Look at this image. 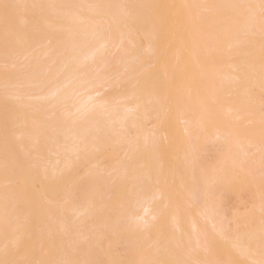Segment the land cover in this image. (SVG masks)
I'll return each mask as SVG.
<instances>
[{
	"label": "rangeland",
	"instance_id": "1",
	"mask_svg": "<svg viewBox=\"0 0 264 264\" xmlns=\"http://www.w3.org/2000/svg\"><path fill=\"white\" fill-rule=\"evenodd\" d=\"M37 1L41 3L42 1L43 3L45 2L44 0H0V264H62L66 259H71L73 255L75 257V263L73 264H264V1L260 0L256 4V0L254 2L252 0H231L232 4L238 5L237 7L242 6L245 8L248 6V8L246 7L247 9L243 8V14L244 11H250V13H245L247 18L250 17L249 19L245 15L246 20L243 19V22L242 18L244 15L241 17L242 22L240 21L238 24L240 26L239 33L237 32L238 38L237 34L235 35L236 32L234 33L238 41L236 38H232L233 43L231 41H224V38H222L224 43L221 42L222 40L215 41V43L213 39H221V37L218 38L217 36L219 33H221L222 37L225 36V33L219 32L218 29L217 32L214 29L217 34L214 33L212 28H210L211 31L209 30V33L205 32H208V28L215 23L213 21L209 22L208 19L214 13L216 14V6L221 4V1L217 3V0H197V2L193 1L194 4L191 2L192 0H144L146 3L144 5H142L143 0H140L142 4L139 1L137 2V0L134 1L138 4L132 0L133 4L131 3L130 7L132 5L131 10L133 8L134 11L132 12L130 9L126 10L127 15H122V18L118 17V19H121V21L119 19L120 24L118 21H114L116 24H113L114 26L110 24V22L114 23L113 19L110 18L111 21H108V18L106 19L105 17L107 15L108 17L111 16L108 12L106 15L104 13L99 14V18L96 14H92V17L90 15H85L84 17V13L81 14L82 17L79 14L82 11L79 7L77 8H79L80 12L74 7V11L76 8L75 14L73 8L66 6L60 8L64 12L67 10L65 13H61L62 11L58 8L56 9L59 11L48 9L46 12H48L49 17L52 16L51 18L56 16L65 18L69 13L72 14L69 16H77L75 23L78 25L77 29L79 28V31L84 30L85 27L93 29L94 26V29L99 28L95 30L97 34L103 33H101L103 37H99L101 35L99 34L97 38L84 39L86 41L77 46L82 49V51L79 49L76 55L78 57L74 56L75 54H72L73 56L70 55L71 53L66 48L64 49L67 51L63 48L61 49V47L54 50L56 53L51 51L52 39L49 37V34L53 31L47 24L46 26L49 28H45V25L44 27L41 26L43 24H41L40 20L42 18L39 13L42 7L40 8L41 4ZM100 1L98 2L100 3ZM105 1L107 2V0ZM159 1L170 2V5L167 3V6L163 4L166 7L162 5L167 10L164 8L161 10V5H159L160 10L156 8L158 7V3L161 4ZM101 2L102 5L98 4L100 7L106 6L104 0ZM147 2L150 3L147 4ZM206 2H209L212 7L209 8L210 5L209 3L207 5ZM213 2H216V4ZM151 3H154L153 5L156 6L150 5ZM145 5L149 8L148 10L145 8ZM105 6L103 7L104 9L102 8V12L107 11ZM136 6H145V10L141 8L140 11H145L144 15L147 18L150 17V22L140 25L142 26L140 29L138 27L133 29L134 27L131 26L132 28L129 29L133 30L130 33L129 30H126L133 23V20L135 22V18L132 15L140 9V7L136 8ZM186 6L191 8L187 9ZM211 8L215 11H212ZM251 8H255L253 9L255 11ZM36 9L40 10L39 13L37 12L38 10L36 12L33 11ZM152 9L154 11H151ZM173 9L176 11L177 16L179 13L180 15L182 14L178 16L179 21L177 22V25L181 28L176 26L179 30L185 29L184 33H181L178 28L175 30L183 34V38L180 34L176 38L175 34H178V32L175 33L174 30L173 34H171L172 27L169 26V20H166L171 17V19L176 18L175 20H178ZM164 10H166L165 14L163 13ZM210 10L214 13L209 16L207 23L205 19L208 14H211L209 13ZM42 12H45V10L43 9ZM156 13L161 15L156 16ZM32 15L35 16L32 17ZM115 17L117 18V16ZM183 17L187 19L185 20ZM33 18L36 19L33 20ZM201 18H205L202 20L206 23L201 22ZM154 19L155 21H153ZM83 20H86L87 23ZM130 21L131 23H129ZM95 22H98L101 28ZM166 22L169 24L167 25ZM182 22L184 23L183 25ZM241 23L242 25L245 24L242 26L240 25ZM208 24L211 25L209 26ZM35 25H38L41 29L44 28L43 30L45 31H42L44 33L41 36L37 35L35 28L38 26L35 27ZM85 25H90V27ZM96 25L97 27H95ZM167 27L170 29V35L166 32ZM194 32L198 33L195 34ZM199 32L201 36L203 35L204 41L200 39L201 37L197 38L198 35L200 36ZM112 33L113 35L115 34L114 38L111 37ZM211 33L212 36H210ZM125 34L127 35L124 36ZM35 35L37 38H35ZM167 35L168 38L166 37ZM206 35L209 36L207 37ZM153 36L155 37L154 39H152ZM209 38L210 40H208ZM16 39L18 40L16 41ZM94 39L95 41H92ZM170 40L174 41L171 42ZM165 41L168 44H164ZM180 42L184 44L181 45ZM169 45H171V48ZM47 49L50 52L48 50V53H46ZM158 49L160 51L156 53ZM81 52L82 58L79 55ZM37 53H41V55H43L42 53H50L52 56L50 54L49 56L43 55L44 57L41 59L40 57L42 56L39 54L40 56L36 58L38 60L34 62ZM155 57H157L155 60L157 62L154 61ZM73 61H77L75 62V67L71 66L70 68L71 62L72 65L74 64ZM238 61L239 63H243L238 64ZM67 62L70 65L66 64ZM102 63L104 66H101ZM65 64L69 66L67 67ZM213 64H215V67L217 65L216 68L218 69L214 68ZM237 64L240 66H237ZM211 65L212 67L209 68ZM216 71H221L222 75ZM236 71L239 76L236 74ZM259 71H263L261 72L263 74L260 73L261 75H259L257 73ZM101 72L108 76L105 77ZM178 72L183 76L184 81L178 77ZM210 72H212L211 75H209ZM165 73L168 75V78L170 75H173L170 77V80H163L167 77ZM239 73L245 75L244 78L246 82L248 81L247 84L243 79L244 75L242 76L243 82L242 79L240 80L241 75ZM99 74L103 75L106 81L102 77V82H99L97 79ZM175 75H177V78H180L181 82L179 79L176 81ZM223 75L225 76L222 79ZM254 75L261 80L259 79L258 81V78H254ZM86 78L91 81L89 82ZM125 79H127V82ZM139 79L140 82L138 81ZM149 79L151 82H145ZM157 79L159 80L157 81ZM141 80H144L145 85ZM168 80L174 84L172 85V89H170L171 86L169 88L167 86L168 83H165L166 87L169 88L165 90L162 85H164V82H168ZM79 81H82V83ZM132 81L135 82L136 88H134L135 86L134 83L132 84ZM136 82H139L137 84L139 88L142 86L140 89H143V94L138 93L140 89H137ZM148 82L149 86L152 84L153 86L151 90L148 87V92L149 90L150 92L146 95V83ZM177 82L178 84L179 82L182 84L178 86ZM150 83L152 84L150 85ZM244 83L247 85V88L243 86ZM82 84H89L90 86L84 89V92H82L83 90L77 92V89L83 86ZM125 85L126 87L128 85L129 88L127 87V89H129V93H132V96L128 93ZM181 85L184 87V90L181 88ZM177 86L178 90L176 92L175 88ZM154 87L156 89L152 90ZM130 88L134 89V94ZM135 89H137V96L135 95ZM168 90L171 92L173 90L174 93ZM244 90L246 93L243 92ZM69 91H71L70 94L65 96ZM164 91H167L168 95L170 93L173 94L176 98H171V94L169 96L166 94L165 96L167 97H165ZM179 91L183 92L182 95H178ZM138 95L142 99L145 96V100L140 99ZM69 96H72V98H69ZM133 96L136 98H133ZM163 96L166 98V101H163ZM102 98H104L106 104ZM138 98L139 105L145 103L142 106L143 108L140 107V109L146 108L147 110L144 111L148 113L153 106V111L150 110V112H155V114L149 116L143 111L142 113L145 114L143 118L141 116L142 113L139 114L140 110L136 111V108L139 109L138 102H136ZM92 99L94 100L93 102ZM171 99L174 100L175 105L178 107L173 105V103L170 104L172 102ZM90 101L93 104H91L92 106H88V103H86L87 107L85 102ZM179 101H181V104H179ZM152 102L154 104L157 102V104L154 105ZM150 103H152L151 107L148 106ZM82 104L84 107L80 106ZM180 105L183 106L180 108L181 110L178 109ZM233 105L234 107L231 108ZM162 106H165L167 110L170 106L169 111L172 114L175 108L176 113L177 110L178 112L180 110L181 113L184 111L185 113L182 115L186 118L181 116L180 112L177 114L181 116V119L177 114H175L176 116L171 115ZM241 113L242 116L240 115ZM14 114H16L15 118L18 117V120H14L15 118L12 120ZM110 114L111 117L109 116ZM136 115L138 117L140 115L139 118H143L142 120L144 121L138 119ZM130 116H136V118L132 117V119L134 118L132 120ZM127 117L131 120H128ZM176 117H178L177 120H180H175ZM111 118H113V126H110ZM173 118L176 122L172 120ZM136 119L137 122L135 121ZM162 119L163 121H161ZM118 120L125 121L124 123L122 121V124L125 126L122 124L118 126ZM126 120L133 122L127 121L130 123L128 124ZM113 121L115 122L113 123ZM38 122L40 124H48L50 122L64 123V126L77 127L83 132L86 130L85 133L87 135L85 137L95 132L96 136L101 138L102 144L99 147L92 146L90 153L87 152V155L81 160L79 155H76L77 151L73 153V159L76 160V164L69 169L66 176H64L65 178L61 180L62 182H59L55 179L56 177L53 176L49 168H55L56 164L54 163H58L56 167L58 170L64 167L62 163L58 162H62L61 158L58 160L59 156L56 155L61 153L59 152L61 149H59L60 144L58 146L51 145V148L55 149L58 147V149H51L54 153L50 150L51 153L49 154L50 151H48L46 156L44 154L40 157L38 156L39 154L35 155L34 153L36 140L33 141V139L39 138L37 142H41L40 138L42 137V135L36 137L34 134L36 135V130H40L39 127L44 128L42 127L43 124L37 125ZM163 122L166 127L161 130L160 125ZM126 123L129 126L125 129ZM31 124L33 125L29 126ZM135 125L136 128L132 127ZM114 126L116 132L113 133ZM138 126L144 127V130L148 133L146 131L140 133L143 128L140 127V129ZM121 127H124L123 131ZM119 128L122 132L118 133ZM217 128L218 131H215ZM22 129L24 132L28 129L29 131L33 129L34 131L32 130V132L34 133L27 131L31 134L26 135V132H21L23 131ZM92 129L95 130L92 131ZM203 130H205L204 136H202ZM206 130L209 132L205 134ZM228 131L234 136L232 137L235 141L232 137L229 138L230 133H226ZM56 132H52L51 138L55 137L53 134L58 135V132ZM234 132H236V137L235 134H232ZM21 134H25L24 136H29L32 139L28 137V143L25 142V139L22 141ZM116 134H119V137H116ZM240 135L245 138V141ZM24 136L22 137L25 138ZM146 136L149 137L147 138ZM246 137L248 138L246 139ZM43 138L46 139L48 137L43 136L41 140ZM228 138L231 139V143L234 145L228 144L230 142ZM115 139L118 141L115 142ZM248 139L250 141L258 139L256 141L258 144L255 140L253 141L256 144L253 141L250 142ZM110 140L112 141L111 143ZM238 140H243L244 143ZM138 142L141 149L137 146ZM179 144H182V146ZM62 145L61 147H63ZM185 145H189L191 149L194 148L192 152L190 151V147H186ZM176 147L180 149H176ZM137 149L139 150L138 152L142 150L139 153L140 156L139 154L137 155L138 157H136V154L128 156V152L131 154V151L134 150L136 152ZM187 149H190L189 152ZM146 155L150 157L149 161L145 157ZM229 157V160L238 165L236 166V169L239 170L237 171L239 173L237 178H234L236 176L232 177V171L236 175V169L233 170L235 166L231 167L233 162L231 161L230 163ZM232 157L239 161L233 160ZM41 158L46 160L43 161L42 159L41 161ZM139 158L140 160H138ZM228 162L230 166L227 164ZM221 163H223V167H221ZM239 163H242L244 166L239 165ZM148 165H150V168L151 166L153 168H149L147 171ZM219 165L221 166L219 167ZM227 165L230 167V169H227L231 173L229 175L225 174L227 172L225 169ZM7 167L11 170L9 171ZM217 167L220 169L225 167V172L215 170ZM56 168L55 170H57ZM48 170L52 174H49ZM214 171L217 172L215 173ZM135 173L138 174L136 175ZM149 173L154 177H146V174L149 175ZM140 174L142 176L145 175L144 178ZM211 174H215L216 179L218 177L219 180L215 181V178H213L215 176H211ZM48 178L50 179L48 180ZM144 179H147V183H145L146 180L144 181ZM177 179L178 181L180 180L178 183L182 182L181 179L184 182L189 181L188 183L186 182L189 184V187L188 185L186 187L185 183V187L182 184L179 185ZM152 180L156 181L153 182ZM155 182L158 183L156 185L150 184H155ZM129 184H133V187H130ZM186 188L191 192H189V195L182 192V190L187 192ZM163 190L165 193L162 192ZM183 195H185V198ZM90 198L100 199V202L103 201L102 208L100 207L96 212L93 211V213H87V211H83V213L82 210L87 205L89 206ZM186 199L189 201L186 202ZM4 206L6 208H3ZM155 206H158L156 212ZM128 207L133 208V210L130 209L128 212ZM159 208L162 212L159 211ZM100 210H102V213H100ZM157 211L161 214L157 213ZM151 213L153 216L150 215ZM107 216L108 218L110 217L109 220L111 222L108 220L106 222L108 226L103 227L105 224L102 226L99 223L104 222L102 220L105 217V221H107ZM113 219L116 220L117 224H115L116 222ZM112 226H115V228H112ZM95 227L102 229V232L101 230L97 231ZM78 237L80 238L78 246L75 249L68 247L70 242L78 239ZM101 238L104 241H100ZM57 241L59 244L56 243ZM106 241L107 243H104ZM190 250L191 253H187Z\"/></svg>",
	"mask_w": 264,
	"mask_h": 264
},
{
	"label": "bare ground",
	"instance_id": "2",
	"mask_svg": "<svg viewBox=\"0 0 264 264\" xmlns=\"http://www.w3.org/2000/svg\"><path fill=\"white\" fill-rule=\"evenodd\" d=\"M35 1H36V0H35ZM44 1H45V2H44L45 4L43 3V1H42V3H41L40 1H37V2H38V3L40 2V4H41V5H40V8L42 7L41 9H42V10L44 9L45 12H46L48 9H49V10H50V9H53V10L55 9L56 11H59L58 9H60V8H62V7H65V6H66V7H69V8H73V11H74V7H76V8L79 7V8H81V10L83 11V12L81 11V13H79V14L81 15L82 13H84V14H83L84 17H85V15H86V16H87V15H88V16L90 15V17H92V16H91L92 14H93V15L96 14V15L99 16V18H100L101 13H104L105 15L109 13V15H111L110 17H108V15H107V16L103 15V16H105L106 19L108 18V19H107L108 21H109L110 18H111V19H113V22H114V21H118L119 24H120L121 19L119 18V19H120V21H119L118 17H121V16L124 15V14L127 15L126 10L128 11V10L130 9V11H132V12L134 11L133 8H132V10H131L132 5H131V7H130V4H131V3L133 4L132 0H107L108 3L104 0V3L106 2V3H105L106 6L103 5V6H101V7H100L98 4L102 5V2H101L102 0L100 1V3L98 2L99 0H44ZM133 1H134V0H133ZM138 1H139V3H140V0H137V2H138ZM143 1H144V0H143ZM145 1H147V0H145ZM145 1L143 2V4H142V3H140V4L144 5ZM148 1H149V0H148ZM170 1H171V0H170ZM193 1H194V2H197V0H192L191 2H193ZM210 1H212V0H210ZM215 1H216V0H215ZM218 1H221V4H220L219 6L214 5V6L217 7V8H216V11L214 10V9H215L214 7H213L214 9L211 8V10H212V11L214 10V11L216 12V14H215L214 12H211V10H210L209 13H211V14H208V16L206 15V16H207V18L205 17L206 19H205V18H201L200 20H201V22H202L204 19L207 20V19L209 18V16L212 15V14L214 13L213 16L210 17L208 20H209V22H212V21H213V22H215V23L212 24L213 27L210 26L211 24H210V25L208 24L210 27L208 28V32H207V31H205V32H206V33H209L210 28H212L213 31H214V33L217 34L216 32L219 30V32H220V31H221V32H224V33H225V36L222 37V36L220 35L221 33H219L220 36H219V35H217V36H218V38L221 37V39H220V38H219V39H215V40L213 39L214 42H215V41H218V40L220 41V40H222V38H224V39H223L224 41H229V42L231 41V42H232V40H231L232 38L235 39L236 36H237V38H238L239 35L237 34V32L239 33V28H240V26H239L238 24L240 23V21L242 22L243 19L246 20L247 15H246L245 13L248 12V11H246V12L244 11V14H243V8H244V7H242V6H241V7H240V6L237 7L238 5H234L235 3L232 4L231 0H217L216 2L218 3ZM258 1H260V0H256V4H258ZM261 1H262V0H261ZM263 1H264V0H263ZM134 2L137 3L136 1H134ZM159 2H161V4L158 3V5H157L158 7H156V8H158V10H160V9L163 10V8L166 7L168 4L170 5V2H169V1H167V2H166V1H165V2H164V1H159ZM162 2H164V3H162ZM194 2H193V4H194ZM216 2H213V3L216 4ZM252 2H254V0H252ZM149 3H150V2H149ZM149 3L147 2V4H149ZM167 3H168V4H167ZM171 3H172V2H171ZM207 3H209V2H206V4H207ZM213 3H212V4H213ZM224 3H225V4H224ZM259 3H260V2H259ZM137 4H138V3H137ZM140 4H139V5H140ZM145 4H146V3H145ZM153 4H154V3H151L150 5H153ZM163 4L166 5V6H164ZM189 4L191 5L190 2H189ZM189 4H188V5H189ZM193 4H192V5H193ZM206 4H205V7H206ZM247 4H248V3H247ZM254 4H255V3H254ZM159 5H161V6L163 5L164 7L162 6V8H160ZM197 5H199V4H197ZM197 5H195V6L197 7ZM207 5H208V4H207ZM209 5H210V3H209ZM259 5H261V4H259ZM37 6L39 7L38 4H37ZM37 6H36V7H37ZM104 6L107 8V11H103V12H102V10L104 9V8H103ZM145 6H146V5H145ZM145 6H143V7H140V6H139L140 9L137 10L138 12H137V13H134V14L132 15V16H134L133 18H135V22H134V20L132 21L133 23H131V21H130L129 23H131V25H129L130 27H128V29L126 28V29H127L126 31L129 30V32H130V31L132 32V30L135 29V28H137V27H138V29H140V28L142 27V26H140V25H143L145 22H150V20H149L150 17L147 18V17L144 15V12H145V11H140L141 8H144ZM153 6H154V5H153ZM155 6H156V5H155ZM155 6H154V7H155ZM244 6H245V5H244ZM253 6L255 7V5H253ZM99 7H100V8H99ZM139 7L136 6V8H139ZM154 7H153V8H154ZM192 7H193V6H192ZM210 7H212V5H210L209 8H210ZM246 7L248 8V6H246ZM246 7H245L244 9H247ZM256 7H257V6H256ZM56 8H58V9H56ZM76 8H75V11H76ZM79 8H77L78 12H80V11H79ZM102 8H103V9H102ZM145 8H147V6H146ZM145 8H144V10H145ZM156 8H155V10H156ZM159 8H160V9H159ZM186 8H187V9H190L191 7L189 8V7L186 6ZM193 8H194V7H193ZM241 8H242V10H240ZM249 8H250V7H249ZM63 9H64V8H63ZM100 9H101V10H100ZM148 9H149V8H147V10H148ZM164 9H166V8H164ZM187 9H186V10H187ZM251 9L253 10V9H255V8H251ZM251 9H250V10H251ZM37 10H38V11H37ZM42 10L40 11L39 9H36V10H33V11H34V12L37 11L38 13H39V11H40L39 15H40V17L42 18V20H40V19H39V20L41 21V24H43V25H41V26L44 27V25L46 26V24H47V25L51 28V30L53 31L51 34H49V37L52 39V40H51V41H52V43H51L52 45L50 46L52 52H54V50H57V49H59V48L61 47V49H62V48H63V49L66 48V49L68 50V52L71 53L70 55H72V54L74 55V54H75L74 56H76L77 53L79 52V49H80V47H77V46H78L80 43H81V44L84 43V42L86 41V40H84V39H86V38H92V37H93V38H94V37L97 38V37H98L97 35H99V34L102 33V32L100 31L101 33L98 32L99 34H97V31H95V30H97V29H99V28H97V29L95 28V29H94V26H93V29H92V28H86V27H85L84 30L79 31V28L77 29L78 25H76V23H75V21H77V19H76L77 16H76V17H75V16H73V17H72V16H69L71 13H69V15L66 16V17H65V15H63L65 18L57 17V16H56L57 18H56V17L51 18L52 16L49 17L48 14H47L48 12L45 13V12H42ZM60 10H61V9H60ZM142 10H143V9H142ZM166 10H167V9H166ZM166 10H164V12H163L164 14H165ZM61 11H62V10H61ZM71 11H72V10H71ZM73 11H72V12H73ZM75 11H74V14H75ZM151 11H154V9H152ZM173 11H175V10L173 9ZM253 11H255V10H253ZM63 12H64V10H63L61 13H63ZM65 12H67V10H65ZM65 12H64V13H65ZM68 12H69V11H68ZM86 12H87V13H86ZM107 12H108V13H107ZM124 12H125V13H124ZM132 12H130V13L132 14ZM135 12H136V11H135ZM148 12H149V11H148ZM168 12H169V11H168ZM38 13H36V14H38ZM44 13H45V15H44ZM85 13H86V14H85ZM88 13H90V14H88ZM113 13H115V14H113ZM128 13H129V12H128ZM153 13H154V12H153ZM173 13H174V12H173ZM186 13H187V12H186ZM248 13H250V11H249ZM248 13H247V14H248ZM254 13H255V12H254ZM254 13H252V14L254 15ZM31 14H33V13H31ZM31 14H30V15H31ZM74 14H73V15H74ZM76 14H77V13H76ZM99 14H100V15H99ZM156 14H157V13H156ZM158 14H159V12H158ZM158 14H157L156 16H160V15H161V14H160V15H158ZM171 14H172V10H171ZM174 14L176 15V11H175ZM177 14H178V13H177ZM39 15H38V16H39ZM58 15H60V14H58ZM66 15H67V13H66ZM71 15H72V14H71ZM77 15H78V14H77ZM80 15H79V16H80ZM113 15H114V16H113ZM126 15H125V16H126ZM162 15H163V14H162ZM175 15H174V16H175ZM181 15H182V14H181ZM181 15H180V13H179L178 16H181ZM190 15H191V14H190ZM243 15H244V17H243L242 20H241V17H242ZM245 15H246V18H245ZM248 15H250V14H248ZM26 16H27V14H26ZM28 16H29V15H28ZM34 16H35V15H34ZM34 16L32 15V17H34ZM38 16H36V17H38ZM81 16H82V15H81ZM103 16H102V17H103ZM115 16H117V18H116ZM130 16H131V15H130ZM147 16H149V15H147ZM151 16H152V15H151ZM165 16H166V15H165ZM176 16H177V15H176ZM176 16H175V17H176ZM178 16H177V18H178ZM251 16H252V15H251ZM23 17H25V16H23ZM40 17H38V18H40ZM82 17H83V16H82ZM82 17H81V18H82ZM90 17H89V18H90ZM102 17H101V18H102ZM161 17H162V16H161ZM167 17H169V16H167ZM185 17H186V16H185ZM185 17H183V18L185 19ZM189 17L191 18V16H189ZM203 17H204V15H203ZM252 17H253V16H252ZM87 18H88V17H87ZM87 18H85V19H87ZM93 18H95V17H93ZM121 18H122V17H121ZM128 18H129V17H128ZM131 18H132V17H131ZM158 18H159V17H158ZM163 18H164V16H163ZM169 18H170V17H169ZM171 18H172V17H171ZM171 18H170V19H166V20H169V22H170V25H169V26H170V27L174 28V26H175L174 29L171 28V31H172L171 34H173V30H174L175 33H177L178 31L176 32V30H177L176 28L179 27V26L177 25V22L179 21V18H178V20H175L176 18H175V19H171ZM180 18H182V17H180ZM249 18H250V17H249ZM249 18H247V19H249ZM27 19H28V17H27ZM27 19H26V21H27ZM34 19H36V18H33V20H34ZM79 19H80V18H79ZM95 19H96V18H95ZM95 19H94V20H95ZM184 19H183V20H184ZM186 19H187V18H186ZM186 19H185V20H186ZM202 19H203V20H202ZM255 19H256V17H255ZM28 20H29V19H28ZM146 20H147V21H146ZM185 20H184V22H185ZM188 20H189V19H188ZM208 20L206 21L207 23H208ZM30 21H31V20H30ZM81 21H82V20H81ZM83 21H84V20H83ZM88 21H89V20H88ZM110 21H111V20H110ZM123 21H125V20H123ZM151 21H152V20H151ZM153 21H155V19H154ZM162 21H163V20H162ZM27 22H28V21H27ZM33 22H34V21H33ZM33 22H32V23H33ZM35 22H36V21H35ZM84 22L87 23L86 20H85ZM93 22H94V21H93ZM125 22H126V21H125ZM125 22H123V23H125ZM157 22H158V20H157ZM180 22H181V19H180ZM206 22L203 21V23H206ZM243 22H244V20H243ZM39 23H40V22H39ZM79 23L81 24L82 22H79ZM95 23H97L98 26L100 27V25H99L98 22H95ZM129 23H128V24H129ZM153 23L156 24L155 22H153ZM161 23H163V22H161ZM166 23H167V25L169 24L168 22H166ZM166 23H165V24H166ZM186 23H187V22H186ZM245 23H246V22H245ZM245 23H244V24H245ZM82 24H83V23H82ZM88 24H91V23H88ZM110 24H111V25H113V24L116 25L115 22H114V23L110 22ZM125 24H127V23H125ZM172 24H173V26H171ZM174 24H175V25H174ZM180 24H181V23H180ZM183 24H184V23L182 22V25H183ZM244 24H243V25H244ZM38 25H39V24H38ZM38 25H35V27H37ZM114 25H113V26H114ZM150 25H151V24H150ZM176 25H177L178 27H177ZM206 25H207V24H206ZM240 25H242V23H241ZM243 25H242V26H243ZM48 26H46L45 28H47ZM85 26H87V27L89 26V27H90V25H85ZM117 26H118V24H117ZM131 26L134 27L132 30L129 29V28H132ZM144 26L146 27V25H144ZM144 26H143V28H145ZM169 26H168V27H169ZM49 27H48V28H49ZM91 27H92V26H91ZM95 27H97V25H96ZM165 27H166V26H165ZM168 27H167V28H168ZM33 28H34V27H33ZM81 28H82V27H81ZM81 28H80V29H81ZM100 28H101V27H100ZM154 28H155V27H154ZM179 28H181V27H179ZM179 28H178V30H179ZM241 28H243V27H241ZM35 29H36V33H37L38 36H39V35L41 36V34L44 33V32H42V31H45V30H43L44 28L41 29L39 26H38L37 28H35ZM35 29H34V30H35ZM82 29H83V28H82ZM175 29H176V30H175ZM214 29L216 30V32H215ZM217 29H218V30H217ZM16 30H17V29H16ZM163 30H164V29H163ZM165 30H166V28H165ZM184 30H185V29H184ZM184 30L180 29L179 31H181V33H184V32H183ZM13 31H14V29H13ZM153 31H155V30H153ZM169 31H170V29L168 28L166 32H168V34H169ZM210 31H211V30H210ZM131 32H130V33H131ZM235 32H236V33H235ZM12 33H13V32H12ZM33 33H35V32L33 31ZM155 33H156V32H155ZM181 33L178 32V34H175V35H176V38H178L177 36H179V34H180V36L183 38V34H181ZM194 33H195V32H194ZM194 33H193V35H194ZM196 33H198V32H196ZM196 33H195V34H196ZM234 33H235V35H236V34H237V35L234 36ZM102 34H103V33H102ZM102 34L99 35V37H100V36L103 37ZM151 34H153V33H151ZM199 34H200V32H199ZM215 34H214V35H215ZM17 35H18V34H17ZM112 35H113V33L111 34V37L114 38V37H115V34H114L113 36H112ZM126 35H127V34H125L124 36H126ZM159 35H162V34H159ZM169 35H170V34H169ZM209 35H210V34H209ZM209 35H206V36L208 37ZM184 36H185V35H184ZM186 36H187V34H186ZM196 36H197V35H196ZM202 36H203V35H202ZM202 36H201V34H200V36L198 35L197 38H198V37H199V38L201 37L200 39L202 40V39H203ZM210 36H212V33H211ZM233 36H234V37H233ZM111 37H110V38H111ZM127 37H129V36H127ZM166 37L168 38V35H167ZM173 37H174V35H173ZM187 37H188V36H187ZM204 37H205V35H204ZM207 37H206V38H207ZM5 38H6V37H5ZM18 38H19V37H18ZM33 38H34V37H33ZM35 38H37L36 35H35ZM93 38H92V39H93ZM96 38H95V39H96ZM130 38H131V37H130ZM154 38H155V37L153 36L152 39H154ZM171 38H172V37H171ZM189 38H190V37H189ZM213 38H215V37L213 36ZM237 38H236V40H237ZM30 39H32V38H30ZM95 39L92 40V41H95ZM100 39H103V38H100ZM157 39H158V38H157ZM185 39H186V38H185ZM185 39H184V41H185ZM5 40H6V39H5ZM17 40H18V39H16V41H17ZM49 40H50V39H49ZM81 40H82V41L84 40V41L82 42ZM90 40H91V39H90ZM127 40H130V39H127ZM176 40H177V39H176ZM176 40H175V42H176ZM180 40H181V38H180ZM186 40H187V39H186ZM204 40H205V39H203V41H204ZM208 40H210V38H209ZM223 40L221 41L222 43H224ZM87 41H88V39H87ZM98 41H99V40H98ZM100 41H102V40H100ZM103 41H104V40H103ZM106 41H107V39H106ZM166 41H167V40H166ZM166 41H165L164 44L167 43ZM170 41L173 42L174 40H170ZM190 41H191V39H190ZM190 41H189V42H190ZM195 41H197V40L195 39ZM233 41H234V40H233ZM237 41H238V40H237ZM4 42H5V41H4ZM28 42H29V41H28ZM175 42H174V43H175ZM200 42H202V41H200ZM221 42H220V43H221ZM96 43H97V42H96ZM100 43H101V42H100ZM103 43L105 44V42H103ZM132 43H133V42H132ZM132 43H131V44H132ZM180 43H181V45L184 44L183 42H180ZM215 43H216V42H215ZM225 43H226V42H225ZM232 43H233V42H232ZM2 44H3V43H2ZM9 44H10V43H9ZM9 44H8V45H9ZM81 44H80V45H81ZM104 44H103V45H104ZM164 44H163V46H164ZM167 44H168V43H167ZM226 44H227V43H226ZM230 44H231V43H230ZM230 44H229V46H230ZM234 44H235V43H234ZM80 45H79V46H80ZM96 45H97V44H96ZM96 45H95V46H96ZM98 45H99V44H98ZM101 45H102V44H101ZM173 45H174V44H173ZM173 45H172V47H173ZM178 45H179V43H178ZM181 45H180V46H181ZM224 45H225V44H224ZM3 46H4V45H3ZM82 46H83V45H82ZM82 46H81V47H82ZM170 46H171V45H169V47H170ZM184 46H185V45H184ZM225 46L227 47V45H225ZM98 47H99V46H98ZM101 47H102V46H101ZM104 47H105V46H104ZM167 47H168V46H167ZM182 47H183V46H182ZM50 48H49V49H50ZM158 48H159V47H158ZM170 48H171V47H170ZM49 49L46 50V53L50 52ZM94 49H95V47H94ZM94 49H93V50H94ZM48 50H49V51H48ZM64 50H65V49H64ZM67 50H65V51H67ZM98 50H99V49H98ZM47 51H48V52H47ZM58 51H59V50H58ZM80 51H82V49H80ZM94 51H95V50H94ZM99 51H100V50H99ZM159 51H160V50L158 49V52H156V51H155V52H156V53H159ZM41 52H42V51H41ZM52 52H51V54H53ZM68 52H67V53H68ZM166 52H167V51H166ZM247 52H248V51H247ZM249 52H250V51H249ZM46 53H45V54L42 53V54H43L44 56H47V55L49 56L50 53H49V54H46ZM54 53H56V52H54ZM67 53H66V54H67ZM99 53H100V52H99ZM243 53H244V52H243ZM39 54L41 55V53H37V55H36L37 57H36V56H35V58L33 57V58H34V62L38 60V59H36V58H38V56H40ZM51 54H50V56H52ZM91 54H92V53H91ZM166 54L168 55V52H167ZM43 55H41V56H42V57H40L41 59L44 57ZM73 55H72V56H73ZM79 55H81V58H82V52H81V54H79ZM83 55H84V54H83ZM85 55H87V54L85 53ZM252 55H253V54H252ZM67 56H69V54H67ZM88 56H90V55H88ZM88 56H87V57H88ZM76 57H78V56H76ZM87 57H86V58H87ZM91 57H92V55H91ZM68 58H69V57H68ZM70 58H71V56H70ZM70 58H69V59H70ZM72 58H74V57H72ZM98 58H99V57H98ZM156 58H157V57L154 58V61L156 60ZM246 58H247V57H246ZM253 58H254V57H253ZM35 59H36V60H35ZM41 59H39V60H41ZM74 59H76V58H74ZM77 59L80 60L79 58H77ZM84 59H85V58H84ZM104 59H106V58H104ZM66 60H67V58H66ZM70 60H71V59H70ZM94 60H95V59H94ZM106 60H107V59H106ZM161 60H162V59H161ZM100 61H101V60H100ZM244 61H245V60H244ZM73 62H74V61H73ZM75 62H77V61H75ZM75 62H74L73 65H72V62H71V65L69 64V62H67L66 64H69V65H70V68H71V66H74V67H75ZM101 62H103V61H101ZM155 62H157V61H155ZM161 62H162V61H161ZM203 62H204V61H203ZM247 62H249V61H247ZM98 63H99V62H98ZM105 63H106V62H105ZM211 63H212V62H211ZM237 63H238V64H241V63H243V62L239 63V61H238ZM66 64H65V65H66ZM156 64H157V63H156ZM156 64H155V65H156ZM202 64H203V63H202ZM238 64H237V66H240V65H238ZM248 64H249V63H248ZM65 65H64V66H65ZM69 65H66V66L68 67ZM80 65H81V64H80ZM157 65H158V64H157ZM208 65H210V64H208ZM235 65H236V64H235ZM243 65H244V64H243ZM77 66H78V63H77ZM101 66H104V64L102 63ZM101 66H100V69H101ZM203 66H204V65H203ZM213 66H214V68L217 67V65H216V67H215V64H213ZM241 66H242V65H241ZM31 67L33 68V66H31ZM200 67H201V65H200ZM208 67H209V66H208ZM211 67H212V65H211L209 68H211ZM245 67H246V65H245ZM32 68H31V69H32ZM201 68H202V67H201ZM209 68H208V70H209ZM237 68H238V67H237ZM33 69H34V68H33ZM67 69H68V68H67ZM165 69H166V68H165ZM202 69H204V68H202ZM216 69H218V68H216ZM219 69H220V68H219ZM239 69H240V68H239ZM239 69H237V70H239ZM254 69H255V68H254ZM254 69H253V71H254ZM68 70H69V69H68ZM71 70H73V69H71ZM71 70H70V72H71ZM205 70H206V67H205ZM222 70H223V69H222ZM256 70H257V69H256ZM31 71H32V70H31ZM35 71H36V70H35ZM176 71H177V70H176ZM202 71H203V70H202ZM210 71H211V69H210ZM213 71H214V70H213ZM240 71H242V70L240 69ZM257 71H258V70H257ZM68 72H69V71H68ZM172 72H173V71H172ZM174 72H175V71H174ZM205 72H206V73H209V72H207V71H205ZM214 72H215V71H214ZM216 72H217V73L220 72V74L222 75V72H221V71H219V72L216 71ZM261 72H263V71H259V72H257V73H259V75H261V74H263V73H261ZM35 73H36V72H35ZM35 73H34V74H35ZM97 73H98V71H97ZM178 73H179V76H178V77L182 78L181 80H183V76L180 74V72H178ZM178 73H177V74H178ZM182 73H183V72H182ZM211 73H212V72H210L209 75H211ZM217 73H216V74H217ZM243 73H244V72H243ZM249 73H250V72H249ZM260 73H261V74H260ZM28 74H29V76H31L30 73H28ZM101 74H104V73L101 72ZM101 74H99L98 77L96 76L99 82H100V81L102 82V79H101L102 77L104 78V76L101 75ZM203 74H204V73H203ZM236 74L238 75L237 71H236ZM239 74L241 75L240 80L242 79V76H243L244 74L246 75V73H244L243 75H242L241 73H239ZM253 74H254V73H253ZM104 75H105V74H104ZM125 75H126V72H125ZM165 75H167V74L165 73ZM180 75H181L182 77H181ZM205 75H206V74H205ZM207 75H208V74H207ZM209 75H208V77H209ZM225 75H226V74H225ZM225 75H223V77H221V78L223 79ZM245 75L243 76V79H244L245 83L247 84L248 81L246 82V80H245V78H244ZM256 75H257V74H256ZM106 76H108V75H105V77H106ZM172 76H173V75H172ZM172 76L170 75L169 78H168V75H167V77H165V79H163V80H167V79L170 80V77H172ZM175 76H176V78H175L176 81H177L178 79L180 80V78H177V75H175ZM217 76H219V75L217 74ZM226 76H227V75H226ZM238 76H239V75H238ZM35 77H36V76H35ZM259 77H260V76H259ZM263 77H264V76H263ZM32 78H33V77H32ZM91 78H92V77H91ZM125 78H126V76H125ZM159 78H160V77H159ZM186 78H187V77H186ZM205 78H206V77H205ZM254 78H258V77H255V75H254ZM86 79H88V78H86ZM95 79H96V78H95ZM238 79H239V77H238ZM243 79H242V82H243ZM259 79H260V78H258L257 80L259 81ZM104 80H105V78H104ZM122 80H123V79H122ZM125 80H126V82H127V79H125ZM125 80H124V81H125ZM133 80H134V81H137V80H135V79H133ZM151 80H152V79H151ZM158 80H159V79H157V81H158ZM169 80H168V82H167V81L164 82V85H162V86H164V89H165V90L169 89V88H170L169 86H171L170 89H172V85H173L174 83H172V82L169 81ZM172 80H173V78H172ZM181 80H180V82H181ZM254 80H255V79H254ZM254 80H253V81H254ZM260 80H261V79H260ZM24 81L27 82L26 80H24ZM28 81H29V80H28ZM83 81H84V80H83ZM88 81H89V79H88ZM90 81H91V80H90ZM90 81H89V82H90ZM93 81H95V80H93ZM105 81H106V80H105ZM105 81H103V82H105ZM138 81L140 82V79H139ZM143 81H144V80H141V82H143ZM147 81H150V79H149V80H146L145 82H147ZM173 81H174V80H173ZM183 81H184V80H183ZM220 81H221V80H220ZM258 81H257V83L260 84ZM79 82L82 83V81H79ZM86 82H87V81H86ZM139 82H138V83H139ZM145 82H143V84H144ZM150 82H151V81H150ZM152 82H153V81H152ZM159 82H160V81H159ZM180 82H179V84H178V82H177L176 84H178V86H180V84H182V83H180ZM260 82H261V81H260ZM5 83H6V82H5ZM28 83H29V82H28ZM91 83H93V82H91ZM129 83H130V81H129ZM129 83H126V84H129ZM133 83H134V86H135V82L132 81V84H133ZM138 83L136 82V85H137ZM154 83H155V82H154ZM165 83H168L167 86H168L169 88L166 87V84H165ZM169 83H171V84H169ZM245 83H244L243 86H246L245 88H247V85H246ZM254 83H256V82H254ZM77 84H78V83H77ZM93 84H94V83H93ZM141 84H142V83H141ZM146 84H147V91H146L145 94L147 95V93L150 92L151 87L153 86V84L150 83V85L152 84L151 86H149V82L146 83ZM6 85H7V84H6ZM82 85H83V84H82ZM144 85H145V84H144ZM156 85H157V84H156ZM184 85H185V84H184ZM186 85H187V84H186ZM72 86H73V85H72ZM75 86H76V85H75ZM77 86H78V85H77ZM80 86H81V85H80ZM89 86H90L89 84H85V85H83L80 89L78 88V89H77V92H79V91H81V90H83L82 92H84V91H85L84 89L88 88ZM137 86H138L137 89L142 88L141 85H140V86H141L140 88H139V85H137ZM157 86H159V85H157ZM174 86L176 87V85H174ZM174 86H173V89H174ZM178 86H177V88H175V89H176V92H177V90H178ZM249 86H250V85H249ZM249 86H248V87H249ZM68 87L70 88V86H68ZM125 87H126V85H125ZM127 87H128V85H127ZM127 87H126V89H127ZM131 87H133V86H131ZM143 87H144V86H143ZM148 87H150L149 92H148V89H149ZM159 87L162 88L161 86H159ZM165 87H166V88H165ZM76 88H77V87H76ZM128 88H129V87H128ZM134 88H136V86H135ZM181 88H183V90H184V87H182V85H181ZM181 88H180V89H181ZM242 88H244V87H242ZM130 89L133 90V94H134V89H133V88H130ZM137 89H135V92H136ZM154 89H156V88L154 87L152 90H154ZM69 90H71V89H69ZM72 90H73V89H72ZM75 90H76V89H75ZM128 90H129V89H127V91H128ZM140 90H142V91L140 92ZM140 90H139L138 93L143 94V93H144L143 89H140ZM144 90H145V87H144ZM160 90H161V89H160ZM183 90H182V91H183ZM73 91H74V90H73ZM130 91H131V90H130ZM157 91H158V90H157ZM168 91H170V90H168ZM182 91H179L180 93H179L178 95H182V93H183ZM64 92H66V91H64ZM70 92H71V91L67 92V95L64 93L65 96H68V95L70 94ZM77 92H76V93H77ZM142 92H143V93H142ZM166 92H167V91H164V96L167 94ZM170 92H171V91H170ZM243 92H245V90H244ZM246 92H247V89H246ZM246 92H245V93H246ZM128 93H129V91H128ZM171 93H174V91L172 90ZM171 93H170V94H171ZM61 94H63V93H61ZM71 94H72V93H71ZM77 94H78V93H77ZM129 94H130V96H132V93H129ZM140 94H139V95H140ZM170 94H169V95H170ZM175 94H177V93H175ZM59 95H60V94H59ZM135 95L137 96V92L135 93ZM139 95H138V96H139ZM169 95L167 94V96H169ZM171 95H172L171 98L174 99L175 96H174L173 94H171ZM183 95H184V94H183ZM141 96H142V95H141ZM164 96H163V97H164ZM167 96H165V97H167ZM242 96H243V95H242ZM70 97L72 98V96H69V98H70ZM89 97H90V98H93V97H91V96H89ZM121 97H122V96H121ZM165 97H164L163 101H164V100L166 101V98H165ZM178 97H179V96H178ZM240 97H241V95H240ZM86 98H87V97H86ZM133 98H136V97L133 96ZM139 98L142 99L140 96H139ZM139 98H138V101H137V99H136V102H138V105L140 104V102H139ZM175 98H176V97H175ZM181 98H182V97H181ZM183 98H184V97H183ZM65 99H66V98H65ZM102 99L104 100V98H102ZM102 99H99V100H102ZM113 99H114V98H113ZM116 99H117V98H116ZM122 99H124V98H122ZM143 99L145 100V96H143ZM143 99H142V100H143ZM167 99H168V98H167ZM169 99H170V97H169ZM103 100H102V101H103ZM107 100H108V99H107ZM142 100H141V103H142ZM171 100H172V99H171ZM171 100H169V101L171 102ZM178 100H180V99H178ZM181 100H182V99H181ZM86 101H87V99H86ZM88 101H89V100H88ZM93 101H94V100L92 99V102H93ZM109 101H110V100H109ZM134 101H135V100H134ZM92 102H91V101H90V102H85V105H86V103H88V106H89V105L92 106V105H91V104H93ZM99 102H101V101H99ZM112 102H113V101H112ZM143 102H144V101H143ZM159 102H160V101H159ZM159 102H158V103H159ZM176 102H177V101H176ZM94 103H96V102H94ZM104 103H105V100H104ZM109 103H110V102H109ZM146 103H147V102H146ZM152 103L154 104V102H152ZM152 103L148 104V106L151 107ZM172 103H173V105H175L174 100H172V102H171L170 104H172ZM185 103H186V102H185ZM105 104H106V103H105ZM142 104H143V103H142ZM144 104H145V103H144ZM144 104H143V105H144ZM155 104H157V102H156ZM155 104H154V105H155ZM159 104H160V103H159ZM163 104H164V103H163ZM179 104H181V101H179ZM232 104H233V103H232ZM232 104H231V105H232ZM143 105H139V106H138L139 109L136 108V111L140 110L139 114L142 113L144 110H147L145 107H144L145 109H140V107L143 108V107H142ZM146 105H147V104H146ZM146 105H145V106H146ZM160 105H161V104H160ZM165 105H166V103H165ZM173 105H171V106H173ZM177 105H178V104H177ZM182 105H185V104H182ZM182 105H180V107H179L178 109L182 108V107H183ZM80 106H83V107H84L83 104L80 105ZM86 106H87V105H86ZM88 106H87V107H88ZM100 106H101V104H100ZM109 106H110V105H109ZM175 106H176V105H175ZM185 106H186V105H185ZM228 106H229V105H228ZM83 107H82V109H83ZM87 107H86V108H87ZM136 107H137V106H136ZM149 107H147V108H149ZM157 107H158V106H157ZM162 107H164L163 109H166L165 106H162ZM173 107H174V106H173ZM173 107H171V108H173ZM176 107H178V106H176ZM233 107H234V105L231 106V108H233ZM86 108H85V109H86ZM102 108H103V107H102ZM159 108H160V106H159ZM169 108H170V106L168 107V110H167V109H166V110L169 111V110H170ZM110 109H112V108H110ZM152 109H153V106H152ZM152 109H150V110H152ZM175 109H176V108H175ZM175 109H173V110H174L173 114L171 113V111H169V113H171V115H175V114H177V113L179 114V112L181 113V111H180L181 109L179 110V112H178V110H177V113H176ZM80 110H81V108H80ZM150 110L148 111V113L150 112ZM154 110H155V108H154ZM159 110H160V109H159ZM183 110H184V108H183ZM185 110H186V107H185ZM152 111H153V110H152ZM145 112H146V113H145ZM144 113L147 114V115H149V116H150L151 114H152V115L155 114V112H154V113L150 112V113L148 114L147 111H144ZM166 113L169 115L168 112H166ZM166 113H165V114H166ZM184 113H185V112L183 111V113H181L180 115L184 117V115H182V114H184ZM106 114H107V113H106ZM117 114H119V113H117ZM117 114H116V115H117ZM135 114H136V112H135ZM137 114H138V113H137ZM145 114L142 113L141 116L143 117V115H145ZM178 114H177V115H178ZM15 115H16V114H14V117L12 118V120L16 117ZM122 115H123V114H122ZM130 115H131V114H130ZM180 115H178V117H179ZM240 115L242 116V113H241ZM12 116H13V115H12ZM109 116L111 117V114H110ZM120 116H121V115H120ZM126 116H127V115H126ZM136 116L138 117V115H136ZM136 116H130V118H131V119H132V117H135V118H136ZM175 116H176V115H175ZM181 116H180V119H181ZM139 117H140V115H139ZM139 117H138V119H140ZM145 117H147V116H145ZM170 117L172 118V116H170ZM178 117H176L175 120H177ZM114 118H116V116H114ZM117 118H118V117H117ZM127 118H128V117H127ZM127 118H126V119H127ZM130 118H128V120H131ZM143 118H144V117H143ZM143 118H142V119H143ZM167 118H168V117H167ZM184 118H186V117H184ZM184 118H182V119L184 120ZM16 119L18 120V117L15 118L14 120H16ZM94 119H96V118H94ZM112 119H113V118H111V122L109 121V122L111 123L110 126H111V125L113 126V124H112ZM120 119H122V117H120ZM133 119H134V118H133ZM133 119H132V120H133ZM142 119H140V120H142ZM164 119H165V118H164ZM169 119H170V118H169ZM180 119H178L177 121H179ZM208 119H209V117H208ZM23 120H24V119H23ZM109 120H110V119H109ZM123 120H124V117H123ZM123 120H120V121L118 120V122H117V123H118V126L122 124V121H123ZM128 120H126V122H127ZM140 120H138V121L140 122ZM172 120H174V118H173ZM175 120H174V121H175ZM31 121H32V120H31ZM31 121H29V122H31ZM116 121H117V120H116ZM135 121L137 122V119H136ZM142 121H144V120H142ZM161 121H163V119H162ZM174 121H173V122H174ZM24 122H25V120H24ZM114 122H115V121H113V123H114ZM124 122H125V121H123V123H124ZM128 122H131V123H132L133 121H128ZM128 122H127V123H128ZM170 122H171V121H170ZM175 122H176V121H175ZM33 123H34V121H33ZM127 123H126V124H127ZM168 123H169V122H168ZM168 123H167V124H168ZM171 123H172V122H171ZM29 124H30V123H29ZM38 124H40V123L38 122L37 125H38ZM41 124H43L42 127H44V128L39 127L40 130L38 131V130H36V129H38V128L35 127L36 129L34 128V130H36L37 132H35L36 135L34 134V136L39 137V135H40V136L42 135V137H43V136H46V137H48V138H46V139L43 138V140H41V138H42V137H41V138H40V141H41V142H37V140H38L39 138H34V139H33V141L36 140V143H37V144L35 143V145H34V146H35V147H34V150H35L34 153H35V155H38V154H39L38 156H40V157H41L42 155H44V154H45L44 156H46V153H48V151H50L51 149H54L53 147L51 148V145H57V146H58V144H60V145H59V146H60L59 149H60V148H61V149H60V151H59V150H58V151L61 152V153L58 152L59 154H56V155L59 156V157L57 158L58 160L61 158L62 162H61V161H58V162L62 163V166H64V167H62L61 169L58 170V169L56 168L57 165H58V163H54V164H56V166H55V165H53V166H55V168H56L57 170H55V168H53V167L49 168L50 171H52L53 176L56 177L55 179H57V181H59V182H60L63 178H65L64 176H66V174H67V172L69 171V169H71V168L74 166V164H76V160L73 159V157H74V155H72L73 153H75V152L77 151L78 153H76V155H79L80 160H81V159H83V158L87 155V152L90 153V149H92V146L99 147V146H101V144H102V140H101V138H99L98 136H96L95 132H92V134H90V135L88 134V137H85V136L87 135V133H85L86 130H85V132H83V131H81L80 129H78L77 127L64 126V125H63L64 123H60V124H58V123H56V122H50V123H48V124H44V123H41ZM41 124H40V125H41ZM128 124H130V123H128ZM128 124H127V126L125 127V129L129 126ZM141 124H142V122H141ZM160 124H161V123H160ZM32 125H33V124H31V125H29V126H32ZM115 125H117V124H115ZM122 125H123V124H122ZM131 125H132V124H131ZM133 125H134V124H133ZM137 125H140V124H137ZM158 125H159V124H158ZM161 125H163V126H161ZM161 125H160L161 130H163V128L166 127V126H165L164 122H163ZM35 126H36V123H35ZM123 126H125V125H123ZM202 126H204V125H202ZM202 126H201V128H203ZM37 127H38V126H37ZM132 127H135V128H136V125H135V126H132ZM138 127H139V126H138ZM140 127L143 128V130H141L140 133H141L142 131H144V132L146 131V130H144V127H142V126H140ZM140 127H139V128H140ZM31 128H32V127H31ZM111 128H112V127H111ZM123 128H124V127H121L122 131H123ZM141 128H140V129H141ZM204 128H205V126H204ZM204 128H203V129H204ZM220 128H221V127H220ZM220 128H219V129H220ZM223 128H224V127H223ZM223 128H222V129H223ZM87 129H88V128H87ZM89 129H90V128H89ZM140 129H138V130H140ZM205 129H206V128H205ZM22 130H23V129H22ZM32 130H33V129H32ZM32 130H30L31 133H34V132H32ZM34 130H33V131H34ZM94 130H95V129H92V131H94ZM113 130H114V131H113ZM113 130H112L113 133L116 132V130H115V126H114ZM118 130H119V131H117L118 133H119V132H122V131H120V128H119ZM138 130H137V131H138ZM201 130H202V129H201ZM216 130L218 131V128L215 129V131H216ZM27 131H29V129H28ZM27 131H25V132H26V135H27V134H31V133H29L30 131H29V132H27ZM53 131H54V133H55V131L58 132V135H57V134H56V135L53 134V135L55 136V137L52 136L54 139L51 138V134H52ZM137 131H136V132H137ZM204 131H205V130H203V132H202V136H204V135H203V134H204ZM221 131H224V130H221ZM21 132H24V130L21 131ZM25 132H24V133H25ZM57 132H56V133H57ZM146 132H147V131H146ZM207 132H209V131L206 130L205 134H206ZM140 133H138V134L140 135ZM147 133H148V132H147ZM226 133L229 134L230 132L228 131V132H226ZM235 133H236V132H234V133H232V134H235ZM214 134H216V133H214ZM217 134H218V133H217ZM217 134H216V135H217ZM21 135L24 136L25 134H21ZM21 135H20V136H21ZM118 135H119V134H118ZM118 135L116 134V137H117ZM143 135H144V134H143ZM143 135H142V136H143ZM146 135H147V134H146ZM219 135H220V133H219ZM250 135H251V134H250ZM261 135H262V134H261ZM261 135H260V136H261ZM22 136H21L22 141H23V139H25V142H27V139H28L29 136H28V137L24 136L25 138H23ZM30 136H31V135H30ZM32 136H33V135H32ZM232 136H233V135H231V133H230L229 138H231ZM237 136H238V134H237ZM240 136H241V135H240ZM240 136H239V137H240ZM116 137H114V138H116ZM118 137H119V136H118ZM140 137H141V136H140ZM146 137L148 138L149 136H146ZM233 137H234V136H233ZM233 137H232V138H233ZM235 137H236V134H235ZM241 137L243 138V136H241ZM244 137H245V136H244ZM248 137L250 138V136H248ZM248 137H246V139H247ZM19 138H20V137H19ZM29 138H31V137H29ZM143 138H144V137H143ZM143 138H142V139H143ZM229 138H228V141L230 140V142H229L228 144H232V145H234L233 143H231V139H229ZM261 138H262V137H261ZM31 139H32V138H31ZM31 139H30V140H31ZM233 139H234V138H233ZM243 139H244V141H245V138H243ZM250 139H251V138H250ZM250 139H248V140L250 141ZM255 139H256V138H255ZM255 139H252V141L255 140ZM28 140H29V139H28ZM140 140H141V139H140ZM140 140H139V142L141 143ZM257 140H258V139H257ZM257 140H255V142H256ZM20 141H21V140H20ZM22 141H21V142H22ZM113 141H114V140H113ZM117 141H118V140L115 139V142H117ZM145 141L147 142V140H145ZM179 141H180V140H179ZM234 141H235V139H234ZM238 141H239V142H242L243 140H242V141L238 140ZM244 141H243V143H244ZM252 141H250V142H252ZM28 142H29V141H28ZM28 142H27V143H28ZM111 142H112V141L110 140V143H111ZM139 142H138V145H137V146L140 145ZM142 142H143V140H142ZM239 142H238V144H239ZM250 142H249V143H250ZM253 142H254V141H253ZM255 142H254V143H255ZM113 143H114V142H113ZM183 143H184V142H183ZM236 143H237V142H236ZM236 143H235V144H236ZM254 143H252V144H254ZM256 143H257V142H256ZM256 143H255V144H256ZM61 144H63V145H62L63 147H61ZM145 144H147V143H145ZM145 144H144V145H145ZM185 144H186V142H185ZM188 144H189V143H188ZM250 144H251V143H250ZM257 144H258V143H257ZM142 145H143V144H142ZM147 145H148V144H147ZM179 145H180V144H179ZM137 146H136V147H137ZM145 146H146V145H145ZM145 146H143V147L146 148ZM176 146H178V145H176ZM180 146H182V144H181ZM180 146H179V147H180ZM183 146H184V145H183ZM185 146L187 147V146H189V145H185ZM239 146H240V144H239ZM241 146H243V145H241ZM244 146H245V145H244ZM253 146H255V145H253ZM49 147H50V148H49ZM143 147H142V150H143ZM179 147H176V149L179 148ZM189 147H190V146H189ZM180 148H181V147H180ZM180 148H179V149H180ZM237 148H238V146H237ZM241 148H242V147H241ZM55 149H58V147L55 148ZM55 149H54V150H55ZM139 149H141L140 146H139ZM190 149H191V147H190ZM190 149H187V151L189 152ZM192 149H194V148H192ZM192 149L190 150L191 152H192ZM134 150H135V149H134ZM134 150L131 151V154H129L130 152H128V156H129V155H132V154H136V157H138L137 155L142 151V150H140V152H138L139 150L137 149V151L134 152ZM51 151H52V150H51ZM51 151L49 152V154L51 153ZM178 151H180V150H178ZM178 151H176V152H178ZM181 151H183V150H181ZM52 152H53V151H52ZM56 152H57V151H56ZM56 152H55V153H56ZM132 152H134V153H132ZM184 152H185V151H184ZM53 153H54V152H53ZM143 153H144V152H143ZM147 153H149V152L147 151ZM147 153H146V154H147ZM181 153H183V152H181ZM142 155H143V154H142ZM139 156H140V154H139ZM147 156H148V155H146L145 157H146V158L148 159V161H149V160H150V159H149L150 157H147ZM231 156H232V155H231ZM231 156H230V157H231ZM40 157H39V161H40ZM75 157H76V156H75ZM133 157L136 158L135 156H133ZM133 157H132V158H133ZM141 157H142V156H141ZM141 157H140V158H141ZM145 157H144V159H145ZM230 157L228 158V160L230 159ZM45 158H46V157H45ZM77 158H78V156H77ZM140 158H139L138 160H140ZM152 158H153V157H152ZM189 158H190V157H189ZM42 159H43V158H41V161H42ZM46 159H47V158H46ZM46 159H45V160H46ZM57 159H56V160H57ZM141 159H142V158H141ZM147 159H146V160H147ZM226 159H227V158H226ZM232 159H233V157H232ZM45 160L43 159V161H45ZM233 160H236V158L233 159ZM237 160H238V159H237ZM237 160H236V161H237ZM47 161H48V160H47ZM188 161H189V160H188ZM226 161H227V160H226ZM229 161H230V163H231L232 160H229ZM236 161H235V162H236ZM238 161H239V160H238ZM238 161H237V162H238ZM51 162H52V160H51ZM53 162H54V161H53ZM143 162H144V160H143ZM222 162H223V161H222ZM232 162H233V161H232ZM240 162H242V161H240ZM60 163H59V164H60ZM147 163H149V162H147ZM147 163H145V164H147ZM150 164H151V162H150ZM152 164H153V163H152ZM221 164H222V166L219 165V167H220V166L223 167V163H221ZM224 164L226 165V163H224ZM227 164L230 166L229 162H228ZM155 165H156V164H155ZM228 165H227V168H225L226 166L224 167L226 170H227V169H230V167H229ZM231 165H232V166H231L232 168H233V166H235V168H233V170L236 169V166H238V165H236L234 162H233ZM239 165H242V163H241V164L239 163ZM8 166H10V165H8ZM242 166H244V165H242ZM145 167H147V166H145ZM156 167H157V166H156ZM219 167H217V169H215V170H217V171L220 170V171L225 172V171H224V168H223V169H220ZM228 167H229V168H228ZM239 167H240V166H239ZM9 168H10V167H9ZM12 168H13V167H12ZM59 168H60V167H59ZM149 168H150V165H148V167L146 168V170L148 171ZM151 168H153V167L151 166ZM151 168H150V169H151ZM159 168H160V166H159ZM218 168H219V169H218ZM242 168H244V167H242ZM7 169H8V167H7ZM8 170H9V169H8ZM10 170H11V169H10ZM10 170H9V171H10ZM143 170H144V169H143ZM231 170H232V169H231ZM50 171L48 170V173H49ZM149 171H150V170H149ZM164 171H165V170H164ZM217 171H216V172H217ZM228 171H229V170H227V172H226L225 174H228V175L231 174V173H229L230 171H229V172H228ZM237 171H239V170L236 169V171H235V172H236V175H235V173L233 174L234 171H232V175H233V176H232V175H230V176H232V177L236 176V177H234V178H237V177H238V174H239ZM155 172H156V171H155ZM155 172H154V173H155ZM214 172H215V171H214ZM216 172H215V173H216ZM52 173H49V174H52ZM138 173H140V172H138ZM138 173H135V174L137 175ZM141 173H142V172H141ZM157 173H158V172H157ZM152 174H153V173H152ZM217 174H218V173H217ZM219 174H220V173H219ZM221 174H223V173L221 172ZM142 175H143V173H142ZM142 175L140 174V176L144 178L145 175H144V176H142ZM157 175H158V174H157ZM162 175H163V174H162ZM162 175H161V176H162ZM180 175H181V174H180ZM213 175L215 176V177H213V178H215V181L219 180L218 177H217V179H216V175H215V174H213ZM213 175L211 174V176H213ZM150 176H151L150 173H149V175L146 174V177L149 178ZM155 176H156V175H155ZM158 176H160V175H158ZM54 177H53V179H54ZM135 177H137V176H135ZM138 177H139V176H138ZM151 177H152V176H151ZM153 177H154V176H153ZM153 177H152V178H153ZM50 178H52V177L50 176ZM50 178H48V180H49ZM133 178H134V177H133ZM148 178H147V179H148ZM180 178H181V177H180ZM147 179H144V181L146 180L145 183H147ZM154 179H155V178H154ZM161 179H162V177H161ZM184 179H185V178H184ZM211 179H212V178H211ZM136 180H137V179H136ZM148 180H150V179H148ZM212 180H213V179H212ZM52 181H53V180H52ZM152 181H153V180H152ZM154 181H156V180H154ZM154 181H153V182H154ZM179 181H180V180H179ZM179 181H178V179H177V183H178ZM181 181H182L183 183H182V182H181V183H178L179 185L182 184V185L184 186V183H185L186 187H187V185H188V187H189V184H187L189 181H188V182L186 181L187 183L184 182L183 179H181ZM61 182H62V181H61ZM134 182H135V181H134ZM134 182H133V183H134ZM149 182H151V181H149ZM56 183H57V182H56ZM157 183H158V182H157ZM157 183L155 182V184H154V183H150V184L156 185ZM162 183H163V182H162ZM148 184H149V183H148ZM129 185H130V187H133V186H132L133 184H132V185L129 184ZM158 185H159V184H158ZM49 186H50V185H49ZM53 187H54V185H53ZM158 187H160V186H158ZM181 187H182V186H181ZM184 187H185V186H184ZM53 189H54V188H53ZM129 189H130V188H129ZM131 189H132V188H131ZM160 189H161V188H160ZM182 189H183V188H182ZM186 190H187V192H186L185 190H182V192H185L186 195H187V194L189 195L191 192L188 191V188H186ZM46 191H47V190H46ZM129 191H130V190H129ZM158 192H159V190H158ZM162 192H164V190H163ZM189 192H190V193H189ZM17 193H18V192H17ZM48 193H49V192H48ZM48 193H47V194H48ZM159 193H161V192H159ZM164 193H165V192H164ZM182 194H183V193H182ZM158 195H159V194H158ZM161 195H163V193H161ZM164 195H165V194H164ZM6 196H7V195H6ZM93 196H95V195L93 194ZM184 196H185V195H183V197H184ZM162 197H164V196H162ZM91 198H92V197H91ZM91 198H90V201H89V206L87 205V206L84 208V210H82V212H83V211H84V212L87 211V213H90V212L93 213V211L96 212L97 209H99L100 207L102 208V202H103V201L100 202V199L96 200V199H95L96 197H95L94 199H91ZM166 198H167V197H166ZM184 198H185V197H184ZM186 198H187V197H186ZM168 199H169V197H168ZM170 199H171V198H170ZM98 201H99L100 203H99ZM188 201H189V200L186 199V202H188ZM8 202H9V201H8ZM186 202H185V203H186ZM150 203H151V202H150ZM150 203H148V204H150ZM168 203H169V205H170V201H169ZM168 203H167V204H168ZM103 204H104V203H103ZM152 204H153V203H152ZM5 205H6V204H5ZM104 205H105V204H104ZM116 205H117V204H116ZM153 205H154V204H153ZM105 206H106V205H105ZM184 206H185V205H184ZM0 207H1V206H0ZM77 207H79V206H77ZM109 207H110V206H109ZM109 207H108V208H109ZM130 207H131V206H130ZM146 207H147V206H146ZM150 207H151V209H152V206H151V205H150ZM157 207H158V206H157ZM157 207L155 206V208H154V209H155V212H156V208H157ZM167 207H169V206L167 205ZM3 208H6V207L4 206ZM81 208H83V207H81ZM103 208H104V207H103ZM105 208H106V207H105ZM128 208H129V207H128ZM106 209H107V208H106ZM114 209H115V207H114ZM130 209L133 210V208H129L128 212L130 211ZM78 210H79V208H78ZM144 210L147 211L145 208H144ZM149 210H150V209H149ZM152 210H153V209H152ZM101 211H102V210H100V213H102ZM150 211H151V210H150ZM150 211H149V213H150ZM159 211H161L160 208H159ZM80 212H81V211H80ZM80 212H79V213H80ZM84 212H83V213H84ZM104 212H105V211H104ZM106 212H107V211H106ZM161 212H162V211H161ZM0 213H1V212H0ZM98 213H99V211H98ZM109 213H110V212H109ZM109 213H108V215H109ZM112 213H113V212H112ZM152 213L155 214L154 211H152ZM152 213H151L150 215H152ZM157 213H160V212L157 211ZM95 214H97V213H95ZM106 214H107V213H106ZM160 214H161V213H160ZM205 214H206V213H205ZM206 215H207V214H206ZM208 215H209V214H208ZM91 216H92V215H91ZM94 216H95V215H94ZM101 216H102V215H101ZM152 216H153V215H152ZM155 216H156V215H155ZM191 216H192V215H191ZM103 218H104V217H103ZM105 218H106V217H105ZM105 218H104V220H102V221H104L105 223H104V222L99 223V224L102 225V226H103V224H105L103 227L108 226V225H106V222H108V220H109L110 217L108 218V216H107V218H108L107 221H105V220H106ZM192 218H193V217H192ZM98 220H99V218H98ZM113 220H115V219H113ZM113 220H112V221H113ZM109 221H110V220H109ZM98 222H100V221H98ZM110 222H111V221H110ZM115 222H116V220H115ZM115 222H113V223H115ZM113 223H112V224H113ZM99 224H97V225L100 226ZM115 224H117V222H116ZM115 224H114V225H115ZM97 225H96V226H97ZM64 226H65V225H64ZM102 226H101V228L103 229ZM110 226H111V225H110ZM195 226H196V225H195ZM60 227H61V226H60ZM98 228H99V227H98ZM109 228H110V227H109ZM112 228H115V226H112ZM63 229H65V228H63ZM95 229H96L97 231L101 230V232H102V229H97V227H95ZM181 229H182V228H181ZM54 230H55V229H54ZM92 230H94V229H92ZM61 231H62V230H61ZM94 231H95V230H94ZM97 231H96V233H97ZM55 232H56V231H55ZM63 232H64V231H63ZM92 232H93V231H92ZM111 232H112V231H111ZM107 233H108V229H107ZM57 234H58V231H57ZM93 234H95V232H93ZM97 235H98V234H97ZM97 235H96V236H97ZM104 235H105V234H104ZM98 236H99V235H98ZM110 236H112V235L110 234ZM57 237H59V235H57ZM85 237H86V235H85ZM85 237H83V238H85ZM102 237L104 238V236H102ZM108 237H109V235H108ZM83 238H82V239H83ZM17 239H20V238H17ZM106 239H108V238H106ZM110 239H111V238H110ZM252 239H253V238H252ZM85 240H86V239H85ZM87 240H88V239H87ZM58 241H59V239H58ZM58 241L56 242L57 244H59ZM100 241H104V240H102V238H101ZM79 242H80V238L78 237V239L72 240V241L70 242V245H69L68 247H70V248H72V249H75V248L78 246ZM84 243H85V241H84ZM104 243H107V241L104 242ZM108 243H109V242H108ZM87 244H88V243H87ZM67 245H68V244H67ZM59 246H60V245H59ZM65 247H66V246H65ZM58 248L60 249V247H58ZM61 248H62V247H61ZM79 248H80V247H79ZM188 251H189V250H188ZM188 251H187V253H191V250H190V252H188ZM76 252H77V249H76ZM79 252H80V251H79ZM193 253H194V252H193ZM194 254H195V253H194ZM190 256H191V255H190ZM192 256H193V255H192ZM194 256H195V255H194ZM109 260H110V259H109ZM113 260H114V259H113ZM73 263H75V257H74V255L71 257V259H69V258L66 259V261H64V263H62V264H73ZM204 263H205V262H204ZM206 264H207V263H206Z\"/></svg>",
	"mask_w": 264,
	"mask_h": 264
}]
</instances>
